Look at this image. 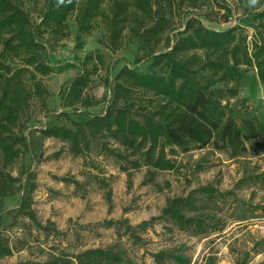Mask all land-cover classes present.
Segmentation results:
<instances>
[{
  "label": "trees",
  "instance_id": "obj_1",
  "mask_svg": "<svg viewBox=\"0 0 264 264\" xmlns=\"http://www.w3.org/2000/svg\"><path fill=\"white\" fill-rule=\"evenodd\" d=\"M204 1L110 0L105 8L106 0H0V212L4 200L20 191L23 172L13 175L11 169L27 148L32 104L44 116L50 114L43 79L54 69L43 57L42 40L67 39L70 18L78 47L83 36L101 25L99 43L110 54L119 51L125 39L137 47L134 66L115 71L101 50L87 53L59 89L61 110L39 130L42 136L67 143L74 156L96 148L122 170L124 162L133 169L145 167L151 181L157 172L175 169L173 159L179 152L210 148L229 158L264 152V120L237 115L232 104L249 69L264 83V8L249 13L243 26L216 30L203 25L199 15L208 19L205 14L191 13ZM100 73L110 96L104 111L94 115L87 109L99 101L86 98V93ZM196 193L210 200L216 190L203 186L184 197L168 198L162 214L179 230L202 235L212 228L199 214ZM32 204L31 194L25 193L11 225L21 217L46 230ZM10 255L12 246L0 232V259ZM105 262L120 264L121 259L93 248L76 254L52 252L44 262L32 264Z\"/></svg>",
  "mask_w": 264,
  "mask_h": 264
},
{
  "label": "rangeland",
  "instance_id": "obj_2",
  "mask_svg": "<svg viewBox=\"0 0 264 264\" xmlns=\"http://www.w3.org/2000/svg\"><path fill=\"white\" fill-rule=\"evenodd\" d=\"M262 8L264 0H205L199 11L191 13L205 14L208 19L199 18L207 28L223 30L243 26L249 13ZM69 27L67 39L55 43L46 36L42 40L43 57L54 69L43 79L50 114L44 116L35 103L31 106L27 148L11 169L13 175L23 172L20 191L4 200L0 212V232L12 246V255L0 259V264L40 263L52 252L76 254L93 248L118 255L120 264H264V152L237 158L210 148L179 152L173 159L175 169L157 172L151 181L145 167L133 169L124 162L126 170H122L114 158L96 148L88 155L74 156L67 143L41 135L39 130L52 120L51 114L61 110L59 89L74 76L87 53L101 50L115 71L134 66L137 47L127 39L110 54L99 43L101 25L83 36L79 47L72 18ZM100 75L93 77L86 93V98L99 101L87 109L94 115L104 111L110 96ZM232 104L237 115L264 120V83L253 69L244 74ZM1 164L0 152V169ZM203 186L216 190L210 200L195 194L199 214L212 231L192 235L179 230L162 209L168 198L184 197ZM27 192L46 230L21 217L11 225L15 208Z\"/></svg>",
  "mask_w": 264,
  "mask_h": 264
}]
</instances>
